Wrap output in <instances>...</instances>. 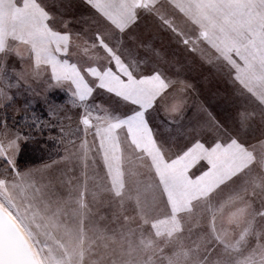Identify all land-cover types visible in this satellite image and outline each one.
<instances>
[{"label":"snow or ice","instance_id":"obj_1","mask_svg":"<svg viewBox=\"0 0 264 264\" xmlns=\"http://www.w3.org/2000/svg\"><path fill=\"white\" fill-rule=\"evenodd\" d=\"M0 264H264V0H0Z\"/></svg>","mask_w":264,"mask_h":264},{"label":"trees","instance_id":"obj_2","mask_svg":"<svg viewBox=\"0 0 264 264\" xmlns=\"http://www.w3.org/2000/svg\"><path fill=\"white\" fill-rule=\"evenodd\" d=\"M56 98H57V100H64L65 97H64L63 93H60V94L57 95ZM37 111H39V109H37ZM18 160H19V158H18ZM20 162L21 163H26L27 161L26 160H20Z\"/></svg>","mask_w":264,"mask_h":264},{"label":"rangeland","instance_id":"obj_3","mask_svg":"<svg viewBox=\"0 0 264 264\" xmlns=\"http://www.w3.org/2000/svg\"><path fill=\"white\" fill-rule=\"evenodd\" d=\"M60 94V93H59ZM64 95V94H63Z\"/></svg>","mask_w":264,"mask_h":264}]
</instances>
